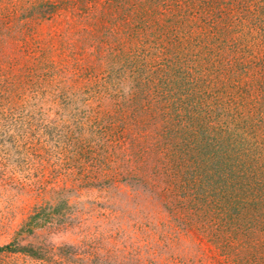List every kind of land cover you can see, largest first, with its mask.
<instances>
[{
	"label": "rangeland",
	"instance_id": "rangeland-1",
	"mask_svg": "<svg viewBox=\"0 0 264 264\" xmlns=\"http://www.w3.org/2000/svg\"><path fill=\"white\" fill-rule=\"evenodd\" d=\"M216 1L217 13L228 19L226 37L232 45L212 54L219 82L223 70L243 59L246 67L264 69L257 56L261 6L253 0ZM181 2L0 0V247L30 245L49 257L0 251V264H236L231 256L220 257L213 242L211 226L219 220L207 217L200 227L184 216L180 204L197 187L188 184L201 173L196 166L214 163L203 143L210 136L198 137L197 150L187 143L194 156L186 152L185 164L166 157L173 162L169 169L159 152L166 146L162 135L175 134L177 111L141 100L138 107L129 99L131 85L123 82L136 59L160 56L147 35L143 45L136 42V14L148 12L152 21L162 20L171 16L172 4ZM41 6H52L54 17L42 18ZM20 23L22 31L14 30ZM97 25L103 26L100 49L95 31L89 32ZM146 74L141 70L138 77ZM253 76L264 80L260 70L247 79ZM209 145L216 153L215 142ZM227 176L213 178L224 196L243 177L240 171ZM200 195L211 199L208 190ZM61 200L67 205L63 216H52L32 233L19 232L29 215ZM190 204L189 210L199 213L192 206L196 203Z\"/></svg>",
	"mask_w": 264,
	"mask_h": 264
},
{
	"label": "trees",
	"instance_id": "trees-1",
	"mask_svg": "<svg viewBox=\"0 0 264 264\" xmlns=\"http://www.w3.org/2000/svg\"><path fill=\"white\" fill-rule=\"evenodd\" d=\"M253 2L255 6L260 5L259 9L264 12V0ZM216 3V0H182L179 5L174 3L175 6L172 4L170 7L169 12H177V15L171 14L170 17L156 21L149 19L148 12L137 13L134 17L135 30H138L135 34L136 42L143 45L147 35L151 50L158 51L160 56L154 61H146L147 55L141 57V61L136 59L128 66L130 71L123 82L127 81L131 85L129 99L138 107L137 101L141 100L147 105L161 104V109L168 107L173 112L177 111V117L172 120L175 134H163L164 141L163 144L160 143L162 146L166 145L159 153L164 152L165 158L161 157L169 169L172 161H168L166 157L171 160L176 158V165L185 164L186 152L192 154L186 149L187 143L193 142V150H197L201 145L198 137L202 134L210 136L211 139L203 143L208 146L206 154L214 163L200 167L195 165L197 169L193 166L195 172L201 173L195 176V181L189 180L190 186H197L194 192L186 193L187 187L183 193H186V199L180 204L184 203V216L191 220L194 218L200 227L208 223L205 220L207 217L213 216L219 220L211 228L213 242L217 243L220 257L231 256L236 264H264V80L260 81V76L247 79L253 71L260 70L264 73V69L254 67L252 63L246 67L243 59L236 62L233 69L223 70L225 78L219 82L215 73L218 69L212 66V54L218 48L223 53L231 49L232 45L227 42L226 37L228 19L224 21L222 13H217L220 4ZM130 4L133 8L134 3L130 1ZM41 8L39 14L42 18L45 15L51 19L54 17L52 6L48 10L46 6ZM124 20L125 18L122 27L127 25ZM22 26L20 23L14 30L22 31ZM102 27L97 25L89 31H95L97 37L94 40L99 49L102 48V39L98 35ZM257 42L261 48L257 55L260 60L258 65L264 66V26ZM117 59L124 62L119 57ZM141 70L147 73L145 77H138ZM208 73L215 76L208 79L205 75ZM191 88L198 90L185 93ZM200 89L203 90L200 92ZM173 137L176 139H172ZM211 141L217 145L214 148L216 153L211 152ZM220 144L221 147H218ZM160 148L158 145L157 150ZM207 166L211 167V175L206 173L210 170ZM238 171L242 172V179L234 184L230 194L224 196L221 188H215L213 178L219 176L224 181L229 177L227 174L236 176ZM176 175L170 174L172 178ZM190 175H194L193 171ZM209 186L212 188H208ZM206 190L211 199L202 200L200 192L204 193ZM190 201L196 203L192 206L199 213L189 210ZM199 201L202 202L201 205ZM66 206V202L61 200L54 206H48V211L41 209L33 212L19 232L32 233L51 220L52 216H63ZM235 241L238 242L236 245ZM0 251L19 252L33 259L49 258L39 248L17 245L14 242L0 247Z\"/></svg>",
	"mask_w": 264,
	"mask_h": 264
}]
</instances>
